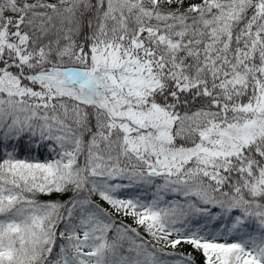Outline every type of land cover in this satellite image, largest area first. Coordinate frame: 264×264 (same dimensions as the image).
<instances>
[{"label":"snow or ice","instance_id":"snow-or-ice-1","mask_svg":"<svg viewBox=\"0 0 264 264\" xmlns=\"http://www.w3.org/2000/svg\"><path fill=\"white\" fill-rule=\"evenodd\" d=\"M0 264H264V0H0Z\"/></svg>","mask_w":264,"mask_h":264}]
</instances>
